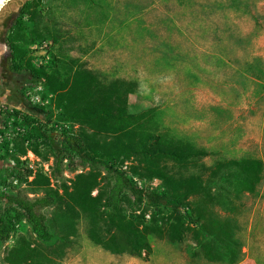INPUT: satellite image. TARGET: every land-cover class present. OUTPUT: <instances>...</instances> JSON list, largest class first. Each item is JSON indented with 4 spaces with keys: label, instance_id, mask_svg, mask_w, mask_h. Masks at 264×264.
I'll return each mask as SVG.
<instances>
[{
    "label": "rangeland",
    "instance_id": "374dc122",
    "mask_svg": "<svg viewBox=\"0 0 264 264\" xmlns=\"http://www.w3.org/2000/svg\"><path fill=\"white\" fill-rule=\"evenodd\" d=\"M15 1L0 7V192L33 200L49 190L62 195L81 181H90L95 186L91 195L104 198L114 181L104 168L82 167L77 159L64 160L60 171L56 170L63 131L89 134L92 131L87 127L50 124L43 128L47 139H24L22 116H14V111L43 126L44 117L33 108L52 110L54 118L57 112L42 81L33 84L24 70L17 71L19 82L7 78L4 39L12 35L25 51V59L57 80L65 81L83 69L104 83L136 81L138 88L129 95L128 111H149L143 124L147 132L209 153L166 166L176 177L202 178L218 196V203L198 206V198L192 197L189 212L194 215L199 207L206 217L227 221L232 240L226 251L223 244L187 221L177 224L180 239L171 240L168 234L175 219L167 211L149 207L143 200L135 207L139 211L133 212L125 202L122 215L144 211L148 220L153 214L159 229L147 235L149 253L113 254L88 238L86 214L78 209L61 213L53 205L38 210L47 221L56 219L55 229L50 228L51 240L37 239L22 220L5 242L0 241V264H264V0H250L247 11L228 15L242 39L211 43L200 38L196 25L189 22L190 6L175 0H41L38 21L31 24L23 19L20 31L11 29L18 5L25 0ZM178 19L183 21L179 25ZM175 26L181 29L179 33ZM35 33L39 38L31 43ZM35 147L38 154L32 151ZM243 158L263 163L254 193L245 192L240 183L235 162ZM121 168L138 186L162 190L158 180L143 176L137 159L127 160ZM25 169L33 175L22 180L11 177ZM35 173L47 177L49 185L33 183ZM126 196L131 198L127 192ZM8 205L0 198V213ZM62 235L68 237L67 242L60 240ZM207 245L218 250L213 258L206 255ZM14 249L27 250L40 261L29 258L14 263Z\"/></svg>",
    "mask_w": 264,
    "mask_h": 264
},
{
    "label": "trees",
    "instance_id": "16d2710c",
    "mask_svg": "<svg viewBox=\"0 0 264 264\" xmlns=\"http://www.w3.org/2000/svg\"><path fill=\"white\" fill-rule=\"evenodd\" d=\"M178 4L186 3L190 6L189 22H192L200 32L202 39L211 41L240 40L239 32L235 31L228 15L239 13L248 9L250 0H175ZM41 0H25L19 8L18 15L12 29L23 30L26 22L35 24L40 18L39 5ZM247 11V10H246ZM176 21V20H175ZM177 20L178 25L182 23ZM178 33L180 28L175 26ZM211 31V32H210ZM39 34L30 39L34 43ZM16 37L6 36L4 44L8 48V66L11 70H24L28 73L31 82H43L44 90L51 96L50 101L56 110L54 118L52 110L42 107L33 109L44 117L45 125L39 121L14 111V116H22L21 124L24 128V139L34 141L47 139L46 125L74 123L82 128H89L92 132L83 131L74 135L64 130L60 139V149L56 158V170L60 171L62 162L77 159L82 167H102L113 176V184L109 187L104 198L101 194L92 196L95 186L90 181H81L78 186H73L71 191L59 195L56 191L42 197L29 200L19 194L9 195L0 193V198L9 204L7 209L0 213V241L5 242L10 234L16 230L20 221L30 227L37 239L49 242L53 236L50 228L56 219L48 220L38 210L40 208H56L61 213H72L76 209L89 217L88 238L95 244L113 254L127 253L140 255L151 251L147 235L157 231L158 221L155 215L150 214L146 220L144 211L128 216L121 214L122 204L127 202L133 212L139 211L135 207L144 200L146 205L155 209L167 211L174 219L171 225L169 238L179 240L181 230L179 225L187 221L197 227L199 233L208 235L213 241L223 244L229 251L231 239L230 226L225 220L206 217L202 208H196L194 215L189 212V202L192 197L199 200V205L214 206L218 203V196L199 176L172 175L166 163L183 164L193 159L209 155L204 149H199L189 143L174 141L159 134L147 132L143 126L148 118L149 111L132 114L128 111V98L137 91L138 84L133 80L114 79L101 82L88 70H75L73 75L60 81L41 69L34 68L29 60L25 59V51L17 46ZM205 41V40H204ZM206 42V41H205ZM29 129V130H28ZM35 144V143H34ZM7 146V145H6ZM33 153L38 154L37 148ZM137 159L142 166L143 176L156 179L162 185V190H150L140 187L126 175L121 168L129 159ZM235 165L239 171L240 183L243 190L254 193L261 181L263 163L259 159L243 158L237 160ZM32 170L16 172L14 179L22 180L32 176ZM39 185H49L47 177L35 173L32 180ZM49 187V186H46ZM126 192L131 198L126 196ZM197 206V205H196ZM64 207V209H63ZM103 208V210H102ZM68 237L60 236L62 242H67ZM211 245L206 246V255L213 258ZM14 263L40 259L27 250H12ZM30 258V259H29Z\"/></svg>",
    "mask_w": 264,
    "mask_h": 264
},
{
    "label": "flooded vegetation",
    "instance_id": "af4514ba",
    "mask_svg": "<svg viewBox=\"0 0 264 264\" xmlns=\"http://www.w3.org/2000/svg\"><path fill=\"white\" fill-rule=\"evenodd\" d=\"M19 1H20V0H16L15 3L18 4ZM6 69H7V74H6V75H7V78L11 80V79H13V78L15 77V78L13 79V81H15V82H19L18 79H17V78L19 77V75L17 74V72L14 71V70H11V68H10L8 65H7ZM20 82H21V81H20ZM20 84H22V82H21Z\"/></svg>",
    "mask_w": 264,
    "mask_h": 264
},
{
    "label": "clouds",
    "instance_id": "9594fccd",
    "mask_svg": "<svg viewBox=\"0 0 264 264\" xmlns=\"http://www.w3.org/2000/svg\"><path fill=\"white\" fill-rule=\"evenodd\" d=\"M5 2V0H0V6Z\"/></svg>",
    "mask_w": 264,
    "mask_h": 264
},
{
    "label": "water",
    "instance_id": "95a60500",
    "mask_svg": "<svg viewBox=\"0 0 264 264\" xmlns=\"http://www.w3.org/2000/svg\"><path fill=\"white\" fill-rule=\"evenodd\" d=\"M23 2H21L18 6L20 7L22 5Z\"/></svg>",
    "mask_w": 264,
    "mask_h": 264
},
{
    "label": "bare ground",
    "instance_id": "6f19581e",
    "mask_svg": "<svg viewBox=\"0 0 264 264\" xmlns=\"http://www.w3.org/2000/svg\"><path fill=\"white\" fill-rule=\"evenodd\" d=\"M6 1H8V0H5V2H6ZM3 4H4V3H3ZM3 4H2V5H3ZM0 7H1V6H0Z\"/></svg>",
    "mask_w": 264,
    "mask_h": 264
},
{
    "label": "built area",
    "instance_id": "2783aa9c",
    "mask_svg": "<svg viewBox=\"0 0 264 264\" xmlns=\"http://www.w3.org/2000/svg\"><path fill=\"white\" fill-rule=\"evenodd\" d=\"M23 131V130H22ZM1 191V190H0ZM1 193V192H0Z\"/></svg>",
    "mask_w": 264,
    "mask_h": 264
}]
</instances>
